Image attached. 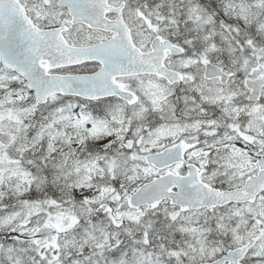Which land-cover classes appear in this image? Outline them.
<instances>
[{
	"label": "snow or ice",
	"instance_id": "6c2138e0",
	"mask_svg": "<svg viewBox=\"0 0 264 264\" xmlns=\"http://www.w3.org/2000/svg\"><path fill=\"white\" fill-rule=\"evenodd\" d=\"M0 264H264V0H0Z\"/></svg>",
	"mask_w": 264,
	"mask_h": 264
}]
</instances>
